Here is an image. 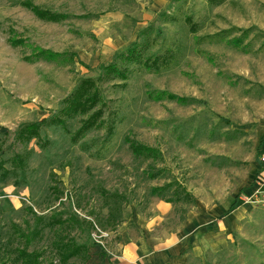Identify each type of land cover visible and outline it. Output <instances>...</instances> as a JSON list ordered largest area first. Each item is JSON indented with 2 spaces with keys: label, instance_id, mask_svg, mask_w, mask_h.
<instances>
[{
  "label": "rangeland",
  "instance_id": "374dc122",
  "mask_svg": "<svg viewBox=\"0 0 264 264\" xmlns=\"http://www.w3.org/2000/svg\"><path fill=\"white\" fill-rule=\"evenodd\" d=\"M261 149L264 0H0V264H115L137 221L173 241L201 211L178 264H264Z\"/></svg>",
  "mask_w": 264,
  "mask_h": 264
},
{
  "label": "crops",
  "instance_id": "0c3cea01",
  "mask_svg": "<svg viewBox=\"0 0 264 264\" xmlns=\"http://www.w3.org/2000/svg\"><path fill=\"white\" fill-rule=\"evenodd\" d=\"M209 221L210 218L206 213L202 211L196 213L183 227L182 235L176 236L173 241L155 236L151 226L145 225L143 221H137L136 226L143 230V237L129 238V242L122 246L120 252L116 251L117 260L115 264H178L177 255L185 244L186 238L196 228L207 224Z\"/></svg>",
  "mask_w": 264,
  "mask_h": 264
},
{
  "label": "trees",
  "instance_id": "16d2710c",
  "mask_svg": "<svg viewBox=\"0 0 264 264\" xmlns=\"http://www.w3.org/2000/svg\"><path fill=\"white\" fill-rule=\"evenodd\" d=\"M23 5L33 10L39 18L41 19L49 18L46 16L47 12L40 10L37 6H34L32 2L26 1ZM51 19L57 20V17L52 16ZM134 53L135 51L132 50L129 51V55H128L129 60L135 59ZM56 57L57 54L41 50L38 54H36L35 57H33V59L46 58L47 60H54ZM106 70L109 71V73L115 72V68L113 66L106 67ZM163 96H166L169 100L178 99L176 96L170 94L168 95L163 94ZM180 101L185 102L184 99H181ZM64 103L66 104V107L62 110L63 114H65L68 111H71L72 112L71 115H73L74 113L77 112L76 111L77 108H80L81 106L82 108H85L84 110H82V113H86L87 117L82 121V127L79 133H86L89 130H91V128H94L95 126H97V124H99L100 119L102 117V113L100 109L98 110L95 109L98 106V104L101 103V99L98 88H95V81H93L92 79L83 80L80 83L79 87L75 91H73V93L70 96H68L66 100H64ZM45 122L46 120L43 119L39 122L24 126L23 128H21L18 137L29 138L32 134H35V130L41 125H43ZM134 149L138 153L151 152L148 148L140 147ZM77 252L79 253L80 249ZM85 258L88 260L89 255L87 254Z\"/></svg>",
  "mask_w": 264,
  "mask_h": 264
},
{
  "label": "built area",
  "instance_id": "2783aa9c",
  "mask_svg": "<svg viewBox=\"0 0 264 264\" xmlns=\"http://www.w3.org/2000/svg\"><path fill=\"white\" fill-rule=\"evenodd\" d=\"M259 156V166L253 178L251 195H246L244 199L264 206V149H261Z\"/></svg>",
  "mask_w": 264,
  "mask_h": 264
}]
</instances>
